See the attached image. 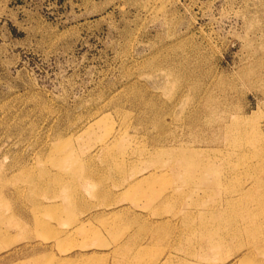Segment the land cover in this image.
Wrapping results in <instances>:
<instances>
[{
  "label": "rangeland",
  "instance_id": "rangeland-1",
  "mask_svg": "<svg viewBox=\"0 0 264 264\" xmlns=\"http://www.w3.org/2000/svg\"><path fill=\"white\" fill-rule=\"evenodd\" d=\"M0 264H264V0H0Z\"/></svg>",
  "mask_w": 264,
  "mask_h": 264
},
{
  "label": "bare ground",
  "instance_id": "bare-ground-1",
  "mask_svg": "<svg viewBox=\"0 0 264 264\" xmlns=\"http://www.w3.org/2000/svg\"><path fill=\"white\" fill-rule=\"evenodd\" d=\"M181 166V165H180ZM205 166V165H204ZM203 167V166H202ZM206 168V167H205ZM197 170V169H196ZM204 173V172H203ZM210 173V172H209ZM190 175V174H189ZM196 178V177H195ZM188 181V180H187Z\"/></svg>",
  "mask_w": 264,
  "mask_h": 264
}]
</instances>
